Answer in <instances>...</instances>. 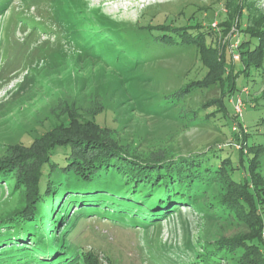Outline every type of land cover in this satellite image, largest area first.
<instances>
[{
    "label": "rangeland",
    "instance_id": "rangeland-1",
    "mask_svg": "<svg viewBox=\"0 0 264 264\" xmlns=\"http://www.w3.org/2000/svg\"><path fill=\"white\" fill-rule=\"evenodd\" d=\"M81 1L91 9L100 10L110 20L135 28L136 34L130 36L132 32L123 29L124 35L130 37L127 44L132 46L131 53H128L129 48L124 49L123 42L117 44L116 50L112 41L85 43L79 36L71 40L68 32L78 34L79 31L72 23L74 13L78 7H85L77 0L71 1L72 7L67 6L68 10L65 9L68 3H60L58 14L54 10L55 0L0 1V158L7 156L10 147L18 145V140L30 144L39 130L50 126L47 119L61 113L58 118L68 120V114L62 113L67 108L74 116L80 110L89 114L95 112L92 120L112 129L110 135L129 142L130 148L138 146L156 151L166 147L173 155L208 150L207 154L220 152L236 162L239 158L236 151L227 153L225 150H231L230 147L220 149L223 145L240 147V141L233 140L229 128L234 123L233 131H240L231 118L236 111L234 102L225 97L229 115L224 117L218 111L212 116L210 113L216 106L205 110L204 105L220 96L219 86L191 91L188 85L207 73L198 48L145 40L160 31L157 27L172 28L181 22L187 24L191 18L195 20L198 15L192 12L198 7L212 5L209 14L215 10L217 19L221 20L227 11L224 3L221 0L216 4L213 3L217 0ZM245 3L253 4L256 12L264 14V0H245ZM239 33L241 40H245L244 32L236 25L226 35L219 34L214 45L219 48L218 57ZM231 47L236 49L237 46ZM235 51L231 53L232 61L241 69V56L238 49ZM234 55H239V59ZM236 89L241 99L248 98L245 103L242 100V120L244 130L254 133L251 144H264V102L255 107L251 105L254 98L264 92V59L262 68H251L238 75ZM67 103L71 105L65 107ZM259 158L264 179V154ZM238 175L237 171V178ZM243 176L245 171L241 168ZM250 183L252 185V180ZM14 186L10 177H0V219L17 206L19 192ZM86 186L89 187L86 183L78 185L79 188ZM217 189L226 192L224 184ZM214 195L209 190L196 201L197 208L181 207L166 218L144 215L133 220L129 216L115 215L112 210L104 212V208L79 213L73 205L65 213L69 218L66 223L56 225L52 217L55 228L48 231L51 238L43 240L41 249L44 251L51 243L59 241L58 244L69 246L70 255L74 250L95 253L99 264H185L190 254L197 256V237L230 238L249 230L241 218L224 215L225 211L217 208L218 202L214 204L215 215L203 212L209 201L216 200ZM59 199L57 196L56 205ZM98 200L89 197L82 203L90 208ZM65 203L63 201V205ZM40 211L38 205V213ZM0 229L4 234L9 233L4 224L0 223ZM41 232L43 228H36L37 237ZM54 235L60 239H55ZM20 239L23 237L11 236L5 240L14 244L11 249L8 244L0 245V254L8 253L0 256L2 264H15L21 252L11 253L23 249ZM37 252L40 256L41 251ZM241 252L242 249H238L229 255L232 262L239 261ZM27 253L31 255L32 249L22 252L24 256ZM66 258L61 262L68 261ZM75 261L71 264H78Z\"/></svg>",
    "mask_w": 264,
    "mask_h": 264
},
{
    "label": "trees",
    "instance_id": "trees-1",
    "mask_svg": "<svg viewBox=\"0 0 264 264\" xmlns=\"http://www.w3.org/2000/svg\"><path fill=\"white\" fill-rule=\"evenodd\" d=\"M71 1L76 2L55 0V14H58L60 3H68L66 10L67 6L71 8ZM77 1L85 7H78L74 13L75 20L72 23L79 27V31L78 34L68 32L71 40L79 36L78 39L82 38L85 43L89 40H95L96 43L112 41L114 49L118 43L123 42L124 49L129 48L128 53H131L132 46L127 44L130 37L124 35L123 29L126 27L123 24L110 20L100 10L91 9L83 1ZM221 1L227 8L221 20L217 19L215 10L209 14L212 5L198 7L192 12L193 15H198L195 20L191 18L187 24L181 22V25L172 28L157 27L160 31L145 40L190 47L195 45L207 73L202 78L189 82L190 90H209L219 86L220 96L213 97L204 106L205 110L216 106L217 109L210 115L221 111L226 117L229 112L225 97L228 96L235 106L241 95L236 89L238 75L242 71L248 72L251 68H262L264 14L261 11L256 12L253 4H244L245 0H239L238 3L237 0ZM216 3H219V0L213 4ZM220 12L221 10L218 14ZM206 20H210V23ZM233 25L238 26L246 38L241 40V33L233 37L218 57L219 48L214 46L215 40L220 33L226 35ZM215 27L218 30H215ZM124 30L132 32L129 36L136 34L133 27L129 26ZM92 32L94 35H91ZM234 45L241 56V69H237L232 61L231 53L236 52V49L231 47ZM242 100L245 103L248 98L242 97ZM262 101L264 102V92L255 97L254 104L251 105L255 107ZM69 105L71 104L67 103L65 107ZM64 110L62 113L68 114V120H60L58 117L61 113L51 118L55 120L47 119L50 126L39 130L30 144L18 140V145L10 147V153L0 158V177L8 176L13 179L14 188L19 192L16 208L0 219V223L9 230V233L4 234L0 229V239L4 237L0 245L8 244L5 240H9L11 236L17 239L23 237L20 239L23 243L20 247L24 250L19 249L11 253L21 252L15 259V264H71L75 260L78 264L100 263L93 252L74 250L70 255L69 246L66 243L60 245L59 241L51 243L44 251L41 249L43 240L51 238L48 231L55 228L52 217L56 225L66 223L69 218L65 213L73 205L79 213L104 208V212L110 213L109 210H112L111 213L115 215L129 216L133 220L144 215L166 218L181 207L197 208L196 201L209 190L216 194V200L209 201L208 207L202 211L215 215L214 204L218 202L217 208L223 209L224 215L233 214L239 220L241 218L249 230L230 238L197 237V256L191 257L190 254L185 264H264V179L259 162V157L264 154V144H251L254 133L248 129L244 130L242 115L236 111L235 115H231L233 122H237L240 128L239 132L233 131L234 123L229 126L233 140L240 141V147H220L223 150L230 147L231 150H225L227 153L236 151L239 158L234 162L227 154L215 151L207 154L208 150L197 154L173 155L166 151V147H160L156 151L140 149L138 146L130 148L129 142L110 135L112 129L102 127L92 120L95 112L89 114L80 110L74 116L70 109ZM125 138L129 139L130 136ZM26 163L30 166L26 167ZM241 168L245 171V177H241ZM237 171L239 178L236 177ZM80 183H86L89 187L79 188ZM220 184H224L225 193L217 189ZM86 193L87 196L84 195ZM57 196L60 199L56 205ZM89 197L99 199L90 208L87 203H82ZM63 201L67 203L63 205ZM49 214L50 219L45 220ZM38 227L44 231L39 237V233H36ZM54 238L60 239L56 235ZM13 245L8 244V248L11 249ZM27 249H32L33 253L24 256L22 252ZM238 249H242L241 256L239 261L234 263L229 255ZM37 251H41L40 256ZM5 254L8 253H1L0 256L5 257ZM50 254L55 257H48ZM65 258L68 261L62 263ZM3 262L0 259V264Z\"/></svg>",
    "mask_w": 264,
    "mask_h": 264
},
{
    "label": "built area",
    "instance_id": "built-area-1",
    "mask_svg": "<svg viewBox=\"0 0 264 264\" xmlns=\"http://www.w3.org/2000/svg\"><path fill=\"white\" fill-rule=\"evenodd\" d=\"M235 57L239 59V55H234V58ZM242 105H243L242 99L239 97L237 101L235 102V109H236V112L240 115H242Z\"/></svg>",
    "mask_w": 264,
    "mask_h": 264
}]
</instances>
